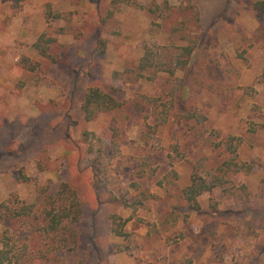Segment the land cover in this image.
Returning a JSON list of instances; mask_svg holds the SVG:
<instances>
[{
    "label": "rangeland",
    "instance_id": "374dc122",
    "mask_svg": "<svg viewBox=\"0 0 264 264\" xmlns=\"http://www.w3.org/2000/svg\"><path fill=\"white\" fill-rule=\"evenodd\" d=\"M147 48L155 66L139 71ZM91 86L121 106L87 119ZM86 131L102 140L96 174ZM198 175L221 184L195 206L184 189ZM69 197L78 219L49 231L47 212ZM3 202L11 264H264V12L248 0H0Z\"/></svg>",
    "mask_w": 264,
    "mask_h": 264
},
{
    "label": "trees",
    "instance_id": "16d2710c",
    "mask_svg": "<svg viewBox=\"0 0 264 264\" xmlns=\"http://www.w3.org/2000/svg\"><path fill=\"white\" fill-rule=\"evenodd\" d=\"M250 2V5H252V8L255 11L258 12H264V0H248ZM37 46L40 47V42L37 43ZM184 53L190 55L192 54L193 46L191 44L189 46H184ZM153 53L150 49L147 48V51L145 55L141 58L139 63V71L140 70H146L150 69L155 66L153 62ZM141 76L143 75L142 72H140ZM173 73V71H172ZM115 91H109V90H103L99 86H91L88 87L85 90L84 94V102H83V109L85 111V115L87 119H91L99 111L105 110V109H114L121 106V103L119 99L117 98ZM190 117L193 116L189 114ZM167 121V117L162 120V123ZM85 135L89 138H93V141L91 143L90 149L87 150L88 153H93V156L91 158L92 161V167L93 170L96 173L99 172V170L105 166V162L103 161V154L101 152V147L96 148L97 143L101 144L102 140L100 137H97L96 134L92 131H86ZM113 144H115L116 147H119L120 142L118 141V133L114 129L113 130ZM97 141V142H96ZM221 184V181L215 178L208 179V177H203L201 175L194 176L193 181L190 185H188L184 189V197L193 205L197 206L198 204V196L201 195L204 192H211L214 187ZM95 188L98 190V193L100 190H106V185L102 184L100 181L95 183ZM56 194H60L61 190L59 191L56 189ZM52 192V193H53ZM112 194V193H111ZM69 200L71 201L72 205L69 207V209L64 208V212L62 214L54 215L52 214V211H48L46 217L50 218L49 222V231L54 230L56 228V225L61 223L64 219L76 221L79 216V210L81 211V200L78 198L77 200L72 199V197H69ZM58 202L61 205V200L59 199ZM9 207L6 202H3L0 204V215L4 213L3 208ZM80 207V208H79ZM33 208V204H28L24 207V209L21 212H18V214H29L31 213V209ZM79 209V210H77ZM75 211V213H74ZM16 215V213H14ZM116 216L114 214H111L107 216L106 222L109 221V218H111L109 229L110 231L114 232L118 235H125V231L121 229V227H118L113 224L112 219H114ZM68 235H71L73 237H77V233L73 229L68 232ZM6 239L4 238L2 240L3 246L0 248V264H11V242L10 237L8 236V230L5 232ZM67 237V236H66ZM77 241V240H76ZM22 264H47L45 259L42 256H31L28 259H26Z\"/></svg>",
    "mask_w": 264,
    "mask_h": 264
}]
</instances>
